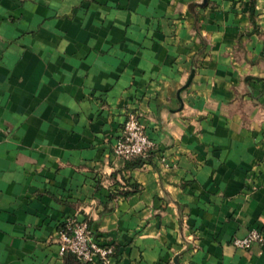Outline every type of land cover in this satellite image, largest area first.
<instances>
[{
  "label": "crops",
  "instance_id": "obj_1",
  "mask_svg": "<svg viewBox=\"0 0 264 264\" xmlns=\"http://www.w3.org/2000/svg\"><path fill=\"white\" fill-rule=\"evenodd\" d=\"M255 22L247 0H0V264H82L69 219L110 264H264L232 244L264 232V0ZM129 112L154 143L134 168Z\"/></svg>",
  "mask_w": 264,
  "mask_h": 264
},
{
  "label": "built area",
  "instance_id": "obj_2",
  "mask_svg": "<svg viewBox=\"0 0 264 264\" xmlns=\"http://www.w3.org/2000/svg\"><path fill=\"white\" fill-rule=\"evenodd\" d=\"M153 145L140 115L137 112H129L125 118L121 135L113 147V154L124 160L145 157ZM57 236L61 255L71 252L85 262L110 264L114 252L113 246L97 240L86 221L66 220L63 228L58 229ZM263 243L264 232L259 229H252L245 236L232 240V244L237 249H249L253 244Z\"/></svg>",
  "mask_w": 264,
  "mask_h": 264
},
{
  "label": "trees",
  "instance_id": "obj_3",
  "mask_svg": "<svg viewBox=\"0 0 264 264\" xmlns=\"http://www.w3.org/2000/svg\"><path fill=\"white\" fill-rule=\"evenodd\" d=\"M207 4H208V2H206L204 4V6H206ZM247 7H248V16H249L250 23L252 24V26H257L256 22H255V0H247ZM117 158H119V160L122 161L124 168L139 167V166H141L144 163L143 162L144 160L142 159V157H135V158H131L129 160H124L121 157H117ZM139 191H140L139 185L137 183H131L129 185V188H127L125 190H115V192H112L113 193L112 197H114L116 195L129 196V195L135 194V193H137ZM63 226H64V223L62 225H60L59 228H63ZM88 226H89V224H88ZM63 255H70L77 262H80L82 264H89V262L82 261L75 254H73L71 252H66Z\"/></svg>",
  "mask_w": 264,
  "mask_h": 264
},
{
  "label": "water",
  "instance_id": "obj_4",
  "mask_svg": "<svg viewBox=\"0 0 264 264\" xmlns=\"http://www.w3.org/2000/svg\"><path fill=\"white\" fill-rule=\"evenodd\" d=\"M190 81V80H189Z\"/></svg>",
  "mask_w": 264,
  "mask_h": 264
}]
</instances>
